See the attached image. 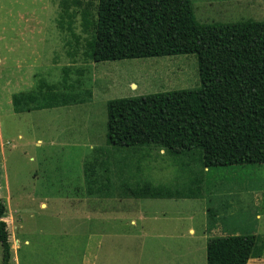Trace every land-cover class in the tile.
<instances>
[{"label":"rangeland","instance_id":"rangeland-1","mask_svg":"<svg viewBox=\"0 0 264 264\" xmlns=\"http://www.w3.org/2000/svg\"><path fill=\"white\" fill-rule=\"evenodd\" d=\"M240 1L227 7V0H192L201 23L264 20V0ZM25 4L19 10L14 0L7 6L0 0V197L8 207L11 264H203L209 209L217 214L209 238L256 234L249 264H264V164L204 169L202 200L119 201L114 195L118 173L107 103L199 88L197 55L86 61L82 53L89 35L82 32L80 16L74 25L77 43L56 22L60 4L59 16L28 0ZM58 65H72L70 82L87 102L15 112L13 96L37 88V74L51 82L61 79ZM148 151L134 173L157 184L184 177L164 149ZM86 176L93 187L101 178L105 197L101 192V198L86 199ZM2 256L0 244V264Z\"/></svg>","mask_w":264,"mask_h":264},{"label":"trees","instance_id":"trees-1","mask_svg":"<svg viewBox=\"0 0 264 264\" xmlns=\"http://www.w3.org/2000/svg\"><path fill=\"white\" fill-rule=\"evenodd\" d=\"M59 4L58 25L77 43L80 36L74 25L80 16L82 32L89 35L82 53L86 60L186 54L198 58L199 88L107 103L119 197L202 198L204 169L264 164V20L201 23L192 0H60ZM70 73L71 67L63 69V90L41 80L36 91L14 95L15 112L86 103L70 82ZM87 95L92 97V92ZM152 148L164 149L184 177L157 184L134 173ZM7 217L8 207L0 197L2 264H11L12 259ZM216 225L217 214L209 209V232ZM257 241L256 234L210 237L207 264H248Z\"/></svg>","mask_w":264,"mask_h":264},{"label":"crops","instance_id":"crops-1","mask_svg":"<svg viewBox=\"0 0 264 264\" xmlns=\"http://www.w3.org/2000/svg\"><path fill=\"white\" fill-rule=\"evenodd\" d=\"M2 1V3L5 5V6H7L8 4H10L11 3V0H1ZM25 1L26 0H14V3L15 4H18L19 6H20V9L19 10H22L23 8H24V5H26L25 4ZM29 2H31V3H35V4H37V5H39V7H41V10L43 9V13H46V14H50L51 15V10L53 9V11L57 14L58 13V15L57 16H59V9L57 8V6L59 5V3H60V0L58 1V3H57V1L56 0H28ZM208 1V3H209V1L210 0H207ZM233 2H237V4L239 5L240 3H238V2H241L240 0H231V1H229V0H227V2H226V4H225V6H227V7H230V6H228V5H230V4H233ZM43 5V6H42ZM213 5V4H212ZM23 7V8H22ZM59 7V6H58ZM23 13H25V14H28L29 12H28V10L25 8V10H24V12ZM48 17V16H47ZM47 17H44V18H46L47 19ZM58 20L56 19V22H57ZM39 22H40V19H39ZM41 23V22H40ZM58 26V25H57ZM61 30V29H60ZM40 31H42L41 32V34L43 33V32H45V34H46V32H47V29H43L42 28V26H40ZM62 31V30H61ZM2 33H3V31H1ZM2 35V34H1ZM38 54H41L42 55V53L43 52H37ZM32 60L33 61H36V58H32ZM77 61H79V60H77ZM87 61V60H86ZM0 62H1V57H0ZM70 66H72V65H63V66H61V65H58V67L59 68H61L60 70H61V74H62V78L61 79H59V80H57V81H53V82H51L49 79H46V78H43V77H41V75L40 74H37V75H35L34 77H36L37 79H38V81H37V83H35L36 85H37V88H33L32 89V91H36L37 89H38V85H39V83H40V81L41 80H44V81H46V82H48L49 84H56L57 86H58V89L59 90H63L64 88V86L60 89V86L61 85H63V69L65 68V67H70ZM79 71H82L83 72V70H79ZM84 75V72L82 73V74H80V76H83ZM113 146V145H112ZM86 187H87V197H86V199L87 198H90L91 196H93V197H97V198H101V192H102V197H105V183H104V188H102V184H101V178L100 179H98V181L97 182H100L97 186H95V187H93L92 185H90L91 184V180L89 179V177L88 176H86ZM114 190H117V189H113V192H114ZM116 197H118L116 200H119V201H124V200H131V199H129V198H123V199H121V197H119L118 196V194H114ZM115 197V198H116ZM202 198H204V197H202ZM202 198H192V199H195V200H202ZM133 199H135V198H133ZM136 199H139V198H136ZM158 199H160V198H158ZM168 199H181V198H168ZM86 201V200H85ZM85 201H83L82 203L83 204H85L86 205V203H85ZM137 201V200H136ZM44 205V204H43ZM207 211V214H208V210H206ZM131 222H135V219H134V217L132 216L131 217ZM205 230L208 232L209 230H208V226H206L205 227ZM195 232V230L193 229V228H190V233H194ZM206 237H207V239H209V232H208V234H206ZM208 241V240H207ZM203 251H204V247H203ZM206 255H207V246H206ZM251 260V259H250ZM250 260H249V262H250ZM202 262H203V264H207V258H206V261H205V259H204V255H203V259H202ZM249 262H248V264H249ZM191 264H193V262H191Z\"/></svg>","mask_w":264,"mask_h":264}]
</instances>
